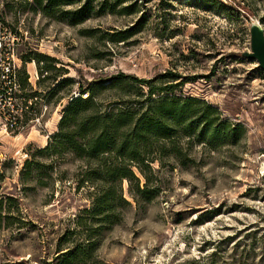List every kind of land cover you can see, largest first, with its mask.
I'll return each mask as SVG.
<instances>
[{
	"label": "rangeland",
	"instance_id": "rangeland-1",
	"mask_svg": "<svg viewBox=\"0 0 264 264\" xmlns=\"http://www.w3.org/2000/svg\"><path fill=\"white\" fill-rule=\"evenodd\" d=\"M81 7L71 24L65 14ZM252 22L264 30V0H75L48 12L34 0H0V28L20 38L17 103L27 106L22 130L0 125V264H264V72L243 56ZM168 71L154 85L175 88L159 97L202 101L242 132L212 141L210 132L197 137L199 123L190 137L178 128L162 162L151 165L153 201L136 206L122 181L131 205L109 219L91 215L97 190L79 181L100 163L68 147L38 152L80 86ZM115 94L96 90L102 112Z\"/></svg>",
	"mask_w": 264,
	"mask_h": 264
},
{
	"label": "trees",
	"instance_id": "trees-1",
	"mask_svg": "<svg viewBox=\"0 0 264 264\" xmlns=\"http://www.w3.org/2000/svg\"><path fill=\"white\" fill-rule=\"evenodd\" d=\"M74 3L75 0H34V5L43 12L56 10L60 6H72ZM85 9L81 7L67 11L65 15L71 24H77ZM172 75L168 71L145 80L117 73L108 79L92 80L86 88L80 86L78 95L62 111L59 131L51 138L52 143L38 152L51 151L50 155L55 156L68 147L84 162L96 159L100 163V169H89L79 181L80 185L86 182L97 190L92 197L91 215L99 214L103 219H109L120 204L131 205L122 195V181L128 183L129 197L136 206L153 201L157 192L152 183L156 169L151 165L162 162L167 154L166 144H173L171 139L178 128L183 135L190 137L193 133L191 127L199 123L197 137L202 139L210 132L212 141L242 132L239 125L232 128V125L221 122L218 112L202 101L159 97L175 88V85L161 87L154 85V82ZM104 88L116 91L113 97L118 99L117 103L109 104V112H102L101 106L95 101L96 90ZM179 157L175 154L174 159ZM2 205L3 199H0V231L2 218L6 217L3 216ZM80 250L82 247L78 246L70 251L63 257V262L69 261Z\"/></svg>",
	"mask_w": 264,
	"mask_h": 264
},
{
	"label": "built area",
	"instance_id": "built-area-1",
	"mask_svg": "<svg viewBox=\"0 0 264 264\" xmlns=\"http://www.w3.org/2000/svg\"><path fill=\"white\" fill-rule=\"evenodd\" d=\"M19 40L20 38L16 33H12L4 27L0 28V102H3L2 107H0V125L5 133L23 129L20 119L27 110V106L17 103V95L20 94L19 65L14 58V52ZM30 103L31 101H28V104ZM46 110L47 106L44 105L41 114L35 116L36 122ZM23 156H26L25 153ZM3 161L5 158L0 153V162Z\"/></svg>",
	"mask_w": 264,
	"mask_h": 264
},
{
	"label": "water",
	"instance_id": "water-1",
	"mask_svg": "<svg viewBox=\"0 0 264 264\" xmlns=\"http://www.w3.org/2000/svg\"><path fill=\"white\" fill-rule=\"evenodd\" d=\"M250 52L243 53L249 60H254L257 68L264 72V30L258 22H252L249 29Z\"/></svg>",
	"mask_w": 264,
	"mask_h": 264
}]
</instances>
